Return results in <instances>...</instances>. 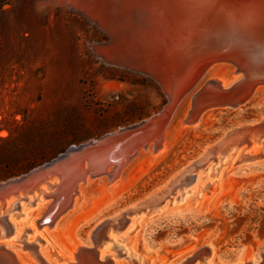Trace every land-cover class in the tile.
Instances as JSON below:
<instances>
[{"label": "rangeland", "instance_id": "1", "mask_svg": "<svg viewBox=\"0 0 264 264\" xmlns=\"http://www.w3.org/2000/svg\"><path fill=\"white\" fill-rule=\"evenodd\" d=\"M246 1L199 0L189 10L183 26L192 28L188 35L200 38L191 53L194 63L207 61L199 49L218 45L217 37L239 32L264 44V0ZM65 3L0 0V137L6 138L0 148L22 153L14 167L34 161L38 165L69 146L151 116L167 104V93L157 80L97 56L90 44L108 41L105 31ZM207 78L199 75L175 106L165 149L134 155L112 181L94 177L76 206L50 230L49 239L41 235L36 239L45 259L54 261L61 252L69 253L75 242L86 240L96 223L165 186L230 125L264 113L263 95L239 109L207 110L197 124L183 123L192 95ZM240 153L217 163L215 157L206 160L194 171L196 180L189 188L177 187L159 211L151 213L157 208L153 206L134 216L133 226L109 251L115 264H129L126 249L135 251L141 264H177L205 243L213 247L206 264H227L264 249V151L249 166L238 158ZM210 163L218 169L215 179L216 170L210 166L199 172ZM48 203L29 217H14L15 222L22 229L30 225ZM238 217L243 218L241 223L235 221ZM34 234L28 231L27 241ZM15 245L23 256L25 251Z\"/></svg>", "mask_w": 264, "mask_h": 264}, {"label": "water", "instance_id": "2", "mask_svg": "<svg viewBox=\"0 0 264 264\" xmlns=\"http://www.w3.org/2000/svg\"><path fill=\"white\" fill-rule=\"evenodd\" d=\"M219 41L220 43L214 47L218 55L232 65V70L224 80L209 77L201 84L191 97L190 107L183 118L185 124H196L200 116L211 108L239 109L248 103L258 85H264V62H262L264 44L252 41L249 37H242L240 33L239 35L234 33L232 37H220ZM168 102L167 97V104ZM164 108L153 115L164 120ZM144 119L124 126L132 130L128 131L129 133L133 132ZM110 133L112 136L108 140L105 133L86 142L69 146L55 157L24 172L0 179V264H110V259H100L97 252L101 243L107 239L109 232L124 231L132 213L157 206L166 197L172 195L177 187L182 188L193 183L196 179L194 171L205 164L206 160L215 157L218 153H224L232 146L247 145L253 138H264V113L230 125L218 136L211 147L206 148L201 156L182 168L165 186L139 200L128 210L105 217L96 223L86 240L76 247L73 257L66 254L50 261L40 254L35 244L22 241L17 244L22 251H25L23 255L27 257L23 256L20 259L16 250L17 245L6 243L18 227L15 219L19 216L13 215L20 214L21 204H27L28 207L34 206L35 195L38 194L48 199L49 203L35 221L36 227L42 228L43 224L49 226L55 223L72 206L78 184L84 183L88 176L103 174L108 165L115 167L116 164L111 162L114 157L113 151H129V146H125L129 142H126L123 147L118 146L120 134H117L115 130ZM157 149L158 146L155 143L154 150ZM125 156L131 155L128 153ZM44 186L49 193L43 192ZM27 233L28 229H25L22 237H26ZM212 250L211 243H205L177 264H196L197 262L204 264L212 254ZM243 257L238 256L227 264H264V249L248 256L249 259Z\"/></svg>", "mask_w": 264, "mask_h": 264}, {"label": "bare ground", "instance_id": "3", "mask_svg": "<svg viewBox=\"0 0 264 264\" xmlns=\"http://www.w3.org/2000/svg\"><path fill=\"white\" fill-rule=\"evenodd\" d=\"M198 1L199 0H65L68 7L83 13V15L96 25V27L105 31L108 41L101 43L93 42L90 44L91 49L97 56L105 61L113 62L145 73L160 83L166 91L169 100L164 108L165 118L172 116L175 106H177L179 101L187 94L189 88L196 83V79L199 75L200 77L205 75L208 76V78L216 77L223 78L224 80L232 70V65L218 55V52L213 45H210L205 51L202 48L199 49L201 55H205L204 58H206L207 61L200 65L191 60V53L194 52L193 50L196 47H198L196 44L194 45V43L200 40V38L196 39L195 37L194 39V36H191L190 34L188 35L187 33L191 31L192 28L183 26V23H186L185 20L188 18V14L190 13L189 10L195 8ZM57 2H60V0H57ZM214 17L216 16L214 15ZM185 28L188 31L183 32ZM236 34L239 35V32H236ZM184 37L190 38L185 39ZM192 62L193 64L190 65ZM217 69L218 71H216ZM263 95L264 85H258L254 89L248 103L255 101L257 96ZM212 109L213 108H211V110ZM156 117L157 115H153L150 118H145L141 124L137 123L138 126L133 132H130L131 134L128 131L132 130H129L126 126H121L115 129V132H118L117 134H120L121 136V138H119L120 143L118 146L123 147L126 142H129V144H125V146H129L130 149L129 151L121 152L113 151L112 154L114 157L111 159V162L116 164L115 167L113 165H108L105 167L104 173L101 174L103 176L98 178H103L105 182H107V178L109 181H112L118 176L123 166L134 155L140 153L152 155L168 146L169 142L166 139V130L169 118H164L163 120ZM200 119L201 116L196 124L199 123ZM110 132L105 134L106 140L112 136V133ZM128 133L129 135H127ZM155 143L158 146L157 150H154ZM211 146L212 144H210L207 149ZM240 151L241 153L238 158L242 161L244 160L243 164L247 166L253 164L255 162L252 161L253 157L264 151V138H253L247 145L242 144L230 147L224 152L225 154L223 156H215L216 163L219 160L228 159L229 157L231 158L235 153H239ZM128 153L131 155L130 157L125 156L128 155ZM215 164L210 163L205 168L199 170V172L204 171L210 166L213 170H216L215 175H212L213 179H215V177H217L216 174L218 173V169L214 168ZM94 177L88 176L84 183L76 186L77 193L70 208L76 206L80 197L79 194H83L87 187L97 179ZM190 185L191 184L188 185V188ZM188 188L184 189L183 194L188 191ZM42 190L45 193H49L45 186L42 187ZM183 194L179 195L177 198L183 196ZM193 196L197 198L199 192L193 194ZM35 197L36 201L34 207H28L27 204H21L20 214H14L13 216H19L22 218L29 217L33 212H36L37 209V211H39L45 202L48 201L45 200L46 198L42 195L36 194ZM165 202L166 201H163L158 204L156 206L157 208L153 209L151 213L159 211ZM129 208H126L125 210H128ZM144 210L146 212L139 211L138 214L130 217L129 224L124 231L120 233H108L107 239L103 241L101 247L97 249L100 259L108 258L111 260L110 264H115L113 256L109 251L111 248L120 244V235L128 232L133 226L135 221H132V219L134 216L150 212L149 210ZM37 215L38 213L34 216L30 225L29 223H26L23 229L18 226L14 235L11 239L6 241V243L15 245V243L25 241L26 243L35 244L39 248L35 241L40 235L48 240L50 230L57 225L59 222L58 220L61 217L49 226H45V224L41 225L42 229L38 230L35 221L40 216ZM25 229L35 233L32 241H27V235L24 238L22 237ZM79 245H81L80 242H75L69 248V254L61 252V255L64 256L67 254L70 257H73L76 247ZM125 253V257L128 258L129 264H141L140 257L135 251L126 249ZM18 254H20V256L18 255L20 259L24 256H22L21 253ZM243 258L249 259L248 255H244ZM206 262L207 261H205L204 264H206Z\"/></svg>", "mask_w": 264, "mask_h": 264}, {"label": "trees", "instance_id": "4", "mask_svg": "<svg viewBox=\"0 0 264 264\" xmlns=\"http://www.w3.org/2000/svg\"><path fill=\"white\" fill-rule=\"evenodd\" d=\"M6 138L0 137V141L4 140ZM8 139V138H7ZM21 154L20 152H14V153H7L3 151V149L0 148V179H5L11 175L19 174L21 172H24L28 169H30L32 166L36 165L38 162H27L23 165H19L14 167L15 163L21 160ZM8 164H12V166H9ZM243 220L242 217H238L235 221L238 223H241ZM257 217L255 216L253 218V222H256ZM263 226V225H262ZM263 227H260L262 229Z\"/></svg>", "mask_w": 264, "mask_h": 264}]
</instances>
